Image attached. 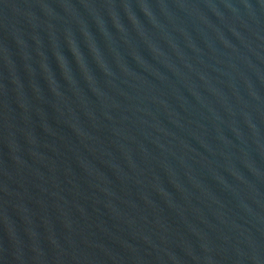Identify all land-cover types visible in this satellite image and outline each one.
Masks as SVG:
<instances>
[{
    "label": "water",
    "instance_id": "1",
    "mask_svg": "<svg viewBox=\"0 0 264 264\" xmlns=\"http://www.w3.org/2000/svg\"><path fill=\"white\" fill-rule=\"evenodd\" d=\"M0 264H264V0H0Z\"/></svg>",
    "mask_w": 264,
    "mask_h": 264
}]
</instances>
